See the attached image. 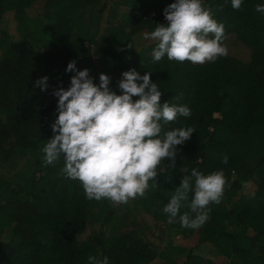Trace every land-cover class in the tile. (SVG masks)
Returning <instances> with one entry per match:
<instances>
[{
  "label": "trees",
  "instance_id": "trees-1",
  "mask_svg": "<svg viewBox=\"0 0 264 264\" xmlns=\"http://www.w3.org/2000/svg\"><path fill=\"white\" fill-rule=\"evenodd\" d=\"M35 1L0 0V163L19 156L33 169L14 183L0 177V264H88L89 256H107L109 264H152L163 256L140 238L107 236L105 227L120 209L107 199H86L80 183L62 172L63 157L45 166L43 147L57 116L58 98L52 93L70 86L74 73L65 69L73 60L77 70H89L97 85L101 73L111 77L109 87L117 94L119 88L112 86L123 72H150L162 92L161 104L191 110L190 117L164 125L165 131L195 129L177 146L175 168L163 161L158 186L126 204L124 214L141 209L166 222L163 208L183 176L193 168L204 175L223 170L227 186L221 203L210 205L209 219L198 229L178 222L179 233L184 239L197 233V246L214 245L230 264H264V14L255 11L264 0H243L240 10L231 7V0H202L224 25L226 37L249 51L248 61L226 55L203 65L166 56L154 62L156 41L135 47L134 37L167 24L163 10L175 0H123L124 23L110 24L103 33L101 16L94 25L85 24V15L102 0H44L43 12L30 19L26 11ZM8 12L16 22L15 37L2 25ZM44 76L48 87L41 91L34 83ZM248 182L256 187L250 196L241 193ZM94 224L97 231L84 238ZM242 227L251 234L238 232ZM173 249L177 255L181 250ZM192 250L184 264H198Z\"/></svg>",
  "mask_w": 264,
  "mask_h": 264
},
{
  "label": "clouds",
  "instance_id": "clouds-1",
  "mask_svg": "<svg viewBox=\"0 0 264 264\" xmlns=\"http://www.w3.org/2000/svg\"><path fill=\"white\" fill-rule=\"evenodd\" d=\"M242 4L243 0H231L234 10H240ZM255 11L264 14V4L256 5ZM163 15L167 24H156L145 35V39L157 42L154 62L166 56L169 61L203 65L227 55L222 43L226 39L224 25L217 22L202 0H175ZM65 71L74 75L67 89L59 87L52 93L58 98L57 116L51 124L53 135L43 147L45 166L63 157L62 172L80 183L88 200L107 199L119 205L144 197L150 187L158 186L161 163L168 161V167L175 168L177 146L195 131L192 127L165 131L164 125L179 117H190L191 110L186 105L161 104L162 92L152 82L150 72H123L117 94L110 89L106 74L99 75L97 85L87 68L77 70L74 60ZM47 81V76L41 77L34 86L45 91ZM227 162L224 155L222 163ZM226 186L223 170L204 175L191 169L163 208L167 223H176L178 218L182 228L202 227L209 219L210 205L221 203ZM184 207L188 211L181 214ZM88 264H109V260L107 256H89Z\"/></svg>",
  "mask_w": 264,
  "mask_h": 264
},
{
  "label": "rangeland",
  "instance_id": "rangeland-1",
  "mask_svg": "<svg viewBox=\"0 0 264 264\" xmlns=\"http://www.w3.org/2000/svg\"><path fill=\"white\" fill-rule=\"evenodd\" d=\"M122 2L123 0H102L99 8H95L85 15V24H88L90 20L91 25H94L97 20L96 16H101L102 22L99 28L103 33L105 28L110 24L118 26L119 23H124L123 18L127 9L122 5ZM43 3L44 0H36L34 5L26 11L28 18L35 19L40 13H42ZM2 25L5 29L10 31L13 37L17 36L15 30L16 22L13 13L8 12L4 15ZM146 34L147 33L144 31L139 34L138 37L133 38L136 48H141L143 45L151 44V42H153L150 39H145ZM222 43L228 50L227 55L240 61H248V49L233 36L226 37ZM92 65L94 67L97 66L96 59H92ZM118 82L119 80L116 81L112 87H118ZM32 170L33 169L28 161L19 156L11 157L8 161L0 163V177L2 180H8L12 183L16 182L15 180L18 177L23 179L28 178L31 175ZM255 190V184L253 182H248L242 186L241 193L250 196ZM130 201L131 202H128L127 204L131 205L132 202H136L135 200ZM125 205L126 204L116 205V208L120 209V212H117L119 215L117 214V216L105 227V233L107 236L127 235L132 238L142 239V241L155 249L158 255H163L156 258L152 264H163V262L166 264H184L187 258V251L191 250V248H193L191 256H193L195 262L198 264H205L206 261L213 262L214 264H230V260H228L214 245L207 242L197 246V233H193L188 239H184L179 233L178 221L173 224H169L167 221L161 222L156 220L149 211L141 209L136 211L133 215L124 214L123 208ZM98 227L99 225L97 224L88 226L86 233L82 236L84 238L88 237L90 233L97 231ZM238 232L251 234L250 229L246 227L240 228ZM174 247L177 249L181 248L178 255L174 251L176 250L173 249ZM231 261H233V259H231Z\"/></svg>",
  "mask_w": 264,
  "mask_h": 264
}]
</instances>
